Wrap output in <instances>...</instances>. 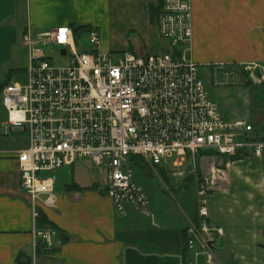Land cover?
I'll return each mask as SVG.
<instances>
[{
    "label": "built area",
    "instance_id": "obj_1",
    "mask_svg": "<svg viewBox=\"0 0 264 264\" xmlns=\"http://www.w3.org/2000/svg\"><path fill=\"white\" fill-rule=\"evenodd\" d=\"M157 6L159 36L170 46L158 54L104 52L96 29L88 35L90 51H79L68 26L23 36L27 82L9 83L2 97L8 127L28 138L15 158L30 200L36 249H54L57 235L39 227L41 212L58 202L55 180L43 173L89 159L105 170L103 194L118 213L126 215L131 206L149 217L151 201L134 180L133 158L141 157L153 174L172 167L175 176L195 182L197 222L186 231V247L207 264H218L215 245L224 231L210 223L209 205L219 184L214 175L198 172L197 157L211 151L264 164V131L226 118L211 99L192 57V0H159ZM49 44L61 47L62 57L70 54L68 66H56L46 56ZM242 67L255 85L264 83L263 65Z\"/></svg>",
    "mask_w": 264,
    "mask_h": 264
},
{
    "label": "crops",
    "instance_id": "obj_2",
    "mask_svg": "<svg viewBox=\"0 0 264 264\" xmlns=\"http://www.w3.org/2000/svg\"><path fill=\"white\" fill-rule=\"evenodd\" d=\"M157 1L0 0V95L6 85L22 78L21 73L27 78L29 54L23 36L28 31L91 26L98 30L104 52L144 56L169 50L150 14ZM192 6V57L197 64L264 66V0H192ZM109 30L114 33L106 37ZM262 121L264 114L254 125L263 127ZM4 127L8 130L2 135ZM9 132L24 135L2 123L0 116V264H17L20 256L23 262L29 259L28 264H207L186 247V231L197 222L196 205L193 211L186 206H153L147 195L151 216L138 214L131 206L121 215L103 194L105 181L100 188L97 181L84 182L85 169L78 162L67 167L68 175L73 171L80 172L78 176L55 192L56 208L44 211L70 240L62 244L55 237L54 250L38 255L30 200L15 158L28 138L18 146ZM209 155L197 157L200 174L223 180L226 170L232 172V186L210 198V223L224 231L215 245L218 264H264V164ZM175 172L172 167L158 168L166 182L170 175L183 178Z\"/></svg>",
    "mask_w": 264,
    "mask_h": 264
},
{
    "label": "rangeland",
    "instance_id": "obj_3",
    "mask_svg": "<svg viewBox=\"0 0 264 264\" xmlns=\"http://www.w3.org/2000/svg\"><path fill=\"white\" fill-rule=\"evenodd\" d=\"M112 33H114L113 30H109V32L105 31L104 35L111 37ZM88 39V36H84L81 39L79 51H90L91 47ZM43 50L46 56L56 66H68L70 64V54L62 57L61 47L49 44ZM200 74L206 84L211 99L218 104L222 115L226 118L244 119L254 124L258 120V117L264 114V83L255 85L250 81L249 73L242 66H200ZM262 74L263 70L257 71L259 78H261ZM20 76L22 78L17 80V82L25 84L27 82L26 75L21 73ZM0 116L2 123L8 121V112L3 104L2 95H0ZM261 125H264V121L261 122ZM6 129L7 127L1 129L2 135L6 132ZM8 135L18 146L27 142V135H12L10 132ZM209 156L219 157L216 154H210ZM78 165L85 169V174L83 175L84 182L97 181L99 188L103 186L106 172L102 167H98L89 159L78 161ZM133 169L135 182L151 198L153 206L155 204L165 208H181L186 206L192 211L195 209L196 185L189 177L176 178L170 175L169 181L166 182L161 176L151 173L148 168L142 169L134 165ZM79 173H73L71 171L70 174L72 175H68V169L63 168L61 170L43 173L42 175L52 177L55 180L54 188L57 193L58 190L64 188V185L68 183V179L70 180L75 175L78 176ZM218 184L219 189L215 192H221L226 189V186H232L231 169L226 170L225 177L223 180H218Z\"/></svg>",
    "mask_w": 264,
    "mask_h": 264
},
{
    "label": "trees",
    "instance_id": "obj_4",
    "mask_svg": "<svg viewBox=\"0 0 264 264\" xmlns=\"http://www.w3.org/2000/svg\"><path fill=\"white\" fill-rule=\"evenodd\" d=\"M160 12V6H155V5H151L150 6V14H151V18L153 21L157 20V16H158V13ZM72 29H73V32H74V36H75V39H76V43L78 46H80L81 44V39L84 37V36H88L92 31H93V27L91 26H83V25H76L74 24L72 26ZM258 130H263L264 131V126L263 127H260V126H256ZM201 154H215L211 151H208V152H202ZM200 154V155H201ZM234 159H238V158H234ZM133 163L134 165L136 166H139L141 167L142 169H146V165L143 161V159L141 157H134L133 158ZM166 174L163 173V177L166 178ZM189 179H191V177H189ZM39 227L41 229H51V230H54L56 232V237L60 238L62 244H65V243H68L69 242V236L64 232L62 231L59 227H57L54 223L50 222L45 213L44 212H41V218L39 220ZM54 249L52 250H47L46 247L44 245H40L38 248H37V253L38 255L43 253V252H48L50 253L51 251H53ZM23 259V256H20L17 260V264H28L30 263V260L29 259H26L25 262L21 261Z\"/></svg>",
    "mask_w": 264,
    "mask_h": 264
},
{
    "label": "water",
    "instance_id": "obj_5",
    "mask_svg": "<svg viewBox=\"0 0 264 264\" xmlns=\"http://www.w3.org/2000/svg\"><path fill=\"white\" fill-rule=\"evenodd\" d=\"M66 52L63 51V55H65Z\"/></svg>",
    "mask_w": 264,
    "mask_h": 264
}]
</instances>
